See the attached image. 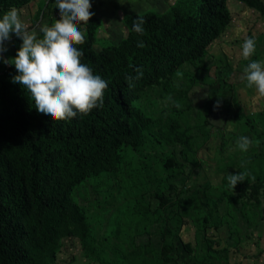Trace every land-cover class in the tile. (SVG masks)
I'll return each mask as SVG.
<instances>
[{
    "label": "rangeland",
    "instance_id": "obj_1",
    "mask_svg": "<svg viewBox=\"0 0 264 264\" xmlns=\"http://www.w3.org/2000/svg\"><path fill=\"white\" fill-rule=\"evenodd\" d=\"M90 2L97 49L128 38L129 14L193 3ZM227 5L231 21L204 57L145 90L139 106L151 122L143 142L128 147L116 169L75 188L89 220L88 241L60 239L47 264H264V182L258 184L264 180V96L248 86L244 73L251 60H264V13L239 0ZM16 9L40 36V27L59 18L56 0ZM252 36L256 50L245 60L242 44ZM21 43L15 34L5 41L0 90L4 60L11 62ZM241 136L253 141L247 151L238 146ZM243 171L248 179L233 190L227 177Z\"/></svg>",
    "mask_w": 264,
    "mask_h": 264
},
{
    "label": "trees",
    "instance_id": "obj_2",
    "mask_svg": "<svg viewBox=\"0 0 264 264\" xmlns=\"http://www.w3.org/2000/svg\"><path fill=\"white\" fill-rule=\"evenodd\" d=\"M31 1L0 0V16ZM227 1L192 0L189 7L163 13L129 14L128 38L102 49L95 46L98 22L91 20L85 43L77 47L82 62L108 87L103 105L87 115L53 120L38 112L31 94L13 82L15 66L7 63L0 90V264H47L45 256L55 258L60 239L88 241L89 220L73 197L75 188L116 169L127 148L143 142L151 120L139 106L142 95L204 57L231 21ZM239 1L264 13V0ZM137 16L145 20L143 34L133 30ZM140 41L144 47L137 46Z\"/></svg>",
    "mask_w": 264,
    "mask_h": 264
},
{
    "label": "clouds",
    "instance_id": "obj_3",
    "mask_svg": "<svg viewBox=\"0 0 264 264\" xmlns=\"http://www.w3.org/2000/svg\"><path fill=\"white\" fill-rule=\"evenodd\" d=\"M56 7L59 18L51 26L45 24L40 27L42 36L21 19V13L16 8L0 16V60L4 59L2 53L7 51L5 41L15 34L22 43L11 62L4 60L15 65L18 74L13 77V82L19 83L31 94L38 112L49 115L53 120H67L75 118L78 113L87 115L92 109L102 106L108 82L82 62L84 54L77 47L86 41V33L80 24H87L95 14L90 10V0H56ZM144 23V18L137 16L133 30L143 34ZM137 46L145 45L140 41ZM255 50V37L247 38L242 44V57L249 60ZM136 71L138 79L142 70ZM244 73L248 86L254 85L264 96V60H251ZM126 79L131 82L133 77ZM218 106L219 101L214 107ZM237 143L242 151H247L253 141L241 136ZM249 175L247 171L229 174V186L234 190Z\"/></svg>",
    "mask_w": 264,
    "mask_h": 264
}]
</instances>
